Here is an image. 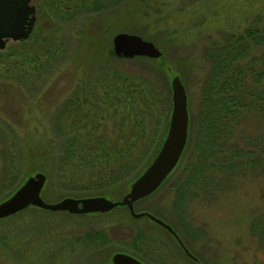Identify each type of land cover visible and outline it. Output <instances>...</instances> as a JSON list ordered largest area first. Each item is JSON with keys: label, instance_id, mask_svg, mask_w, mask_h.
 I'll return each mask as SVG.
<instances>
[{"label": "rangeland", "instance_id": "rangeland-1", "mask_svg": "<svg viewBox=\"0 0 264 264\" xmlns=\"http://www.w3.org/2000/svg\"><path fill=\"white\" fill-rule=\"evenodd\" d=\"M45 2L30 0L31 30L37 23L48 26L49 19L39 21L38 10ZM261 15L264 0H124L56 23L59 58L37 90L17 87L9 74L0 76V129L15 133L13 148L22 150L14 158L0 153V200L28 175L43 171L41 196L54 202L95 194L120 199L164 137L172 106L170 80L178 74L187 93V142L170 175L135 201L134 209L168 222L199 263L179 248L168 230L147 216L132 217L125 206L76 213L29 205L0 218V264H113L115 251L131 253L146 264H264V174L255 176L244 165V174L212 202L188 196L179 206L174 189L196 147L209 71L205 50ZM122 31L153 41L161 56H116L112 36ZM12 42L2 40L0 53H7ZM120 80L124 115L111 87L114 81L122 88ZM58 112L59 155L53 145ZM65 112H72L71 122L63 120ZM86 130L119 147L132 143L130 171L109 182L107 168L91 167L76 154L66 157L64 138ZM94 137L91 145L97 142ZM2 146L0 138V152Z\"/></svg>", "mask_w": 264, "mask_h": 264}, {"label": "trees", "instance_id": "trees-1", "mask_svg": "<svg viewBox=\"0 0 264 264\" xmlns=\"http://www.w3.org/2000/svg\"><path fill=\"white\" fill-rule=\"evenodd\" d=\"M122 1L124 0H46L38 11L39 21L49 19L48 26L37 23L26 37L13 40L7 53H0V66H5L0 67V76L9 74L8 77L17 87L23 90L35 87L37 90L42 85L41 80L53 71L59 58V42L54 34L56 23L112 8ZM261 18L244 26L239 32H227L221 41L213 43L205 50L209 71L202 93L203 110L198 119L196 147L193 157H190L183 168V175L174 183L179 206L188 196L189 199L201 196L203 200L214 201L216 193L228 189L235 177L244 174V165H248L255 176L264 174L262 15ZM120 83L122 88L111 81V87L115 91L114 103L120 104L121 115H124L121 80ZM116 99L118 100L115 101ZM58 109L59 103L56 112ZM64 114L63 120L71 122L72 112ZM53 125V145L59 155V112ZM248 126L250 129L246 130ZM70 129L72 128L69 125L68 131ZM16 137L15 133L0 129V138L3 141V151L0 153L10 155L11 158L18 156L22 150L13 148ZM93 137L94 134L86 130L79 137L72 135L68 140L64 138V144L67 145L64 149L66 157L76 154L80 161L91 167L107 168L106 179L109 182L116 181L130 171L133 165L130 151L132 143L119 147L116 142H109V138L102 137L101 140L94 137L97 142L91 145Z\"/></svg>", "mask_w": 264, "mask_h": 264}, {"label": "water", "instance_id": "water-1", "mask_svg": "<svg viewBox=\"0 0 264 264\" xmlns=\"http://www.w3.org/2000/svg\"><path fill=\"white\" fill-rule=\"evenodd\" d=\"M30 0H0V42L4 39L17 40L26 37L31 31L29 17ZM3 45V44H2ZM1 45V46H2ZM112 50L118 57L134 58L146 56L158 58L161 50L155 43L133 32H118L112 36ZM171 111L164 137L146 167L132 179L129 189L120 197L112 199L103 194L86 196H64L49 202L41 196L46 180L43 171L28 175L25 180L6 198L0 200V218L11 215L29 205L49 210L69 212H105L116 206H125L134 218L147 216L158 225L168 230L184 246L179 234L164 219L146 210L137 211L134 203L138 199L154 192L173 171L184 151L189 125V110L185 85L180 76L175 74L170 80ZM185 247V246H184ZM185 252L199 263L187 247ZM113 264H146L136 256L125 251H115L111 255Z\"/></svg>", "mask_w": 264, "mask_h": 264}, {"label": "flooded vegetation", "instance_id": "flooded-vegetation-1", "mask_svg": "<svg viewBox=\"0 0 264 264\" xmlns=\"http://www.w3.org/2000/svg\"><path fill=\"white\" fill-rule=\"evenodd\" d=\"M175 240H176V243L178 244V246H179V248L181 249V250H183L184 251V253L186 254V252H185V247H186V245H185V243H184V246L183 245H181L178 241H177V239L175 238ZM187 255V254H186Z\"/></svg>", "mask_w": 264, "mask_h": 264}]
</instances>
